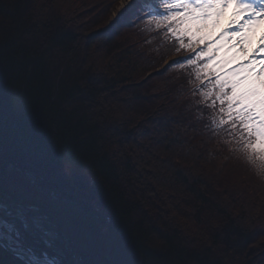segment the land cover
Segmentation results:
<instances>
[{
  "label": "trees",
  "instance_id": "16d2710c",
  "mask_svg": "<svg viewBox=\"0 0 264 264\" xmlns=\"http://www.w3.org/2000/svg\"><path fill=\"white\" fill-rule=\"evenodd\" d=\"M118 2L0 0V131L59 233L26 246L70 264H264V177L176 66L199 49L138 3L113 22ZM0 264L23 261L0 247Z\"/></svg>",
  "mask_w": 264,
  "mask_h": 264
},
{
  "label": "snow or ice",
  "instance_id": "6c2138e0",
  "mask_svg": "<svg viewBox=\"0 0 264 264\" xmlns=\"http://www.w3.org/2000/svg\"><path fill=\"white\" fill-rule=\"evenodd\" d=\"M138 11L143 13L138 17L141 23L164 26L180 47L199 49L176 66L190 65L196 69V80L206 81L197 92L207 107L218 109L212 114L213 129L226 128L264 177V0H141ZM19 145L18 137L13 142L0 131V247L11 250L23 264H70L25 244L38 235L50 249L59 233L49 216L30 203L48 190L40 177L12 159ZM65 173L72 175L67 166ZM23 177H28L27 184ZM48 195L53 211L74 231L73 222L63 217L65 201L55 192Z\"/></svg>",
  "mask_w": 264,
  "mask_h": 264
},
{
  "label": "rangeland",
  "instance_id": "374dc122",
  "mask_svg": "<svg viewBox=\"0 0 264 264\" xmlns=\"http://www.w3.org/2000/svg\"><path fill=\"white\" fill-rule=\"evenodd\" d=\"M135 0H130L126 6L122 5V0H119L118 2V5L116 7V10L113 11V14H112V21L114 22L115 20H117L121 13H125V12H129V11H132L134 8H135V5L133 6L132 4L134 3ZM131 9V10H129ZM229 16H230V10H229V14L228 16L225 17V25L228 23V20H229ZM258 37H259V31L257 32L256 34V39L258 40ZM256 46V42L254 41L253 44L250 46V49L255 47ZM25 179H23V182L25 184L28 183V177H24Z\"/></svg>",
  "mask_w": 264,
  "mask_h": 264
},
{
  "label": "bare ground",
  "instance_id": "6f19581e",
  "mask_svg": "<svg viewBox=\"0 0 264 264\" xmlns=\"http://www.w3.org/2000/svg\"><path fill=\"white\" fill-rule=\"evenodd\" d=\"M130 0H122V5H124V6H126L127 4H129L128 2H129ZM135 1H141V0H135ZM259 38V37H258ZM253 48H255V47H253Z\"/></svg>",
  "mask_w": 264,
  "mask_h": 264
},
{
  "label": "water",
  "instance_id": "95a60500",
  "mask_svg": "<svg viewBox=\"0 0 264 264\" xmlns=\"http://www.w3.org/2000/svg\"><path fill=\"white\" fill-rule=\"evenodd\" d=\"M0 243H2V242H0ZM6 251L9 252L10 254H12L13 256H15L14 253L11 250H6Z\"/></svg>",
  "mask_w": 264,
  "mask_h": 264
}]
</instances>
